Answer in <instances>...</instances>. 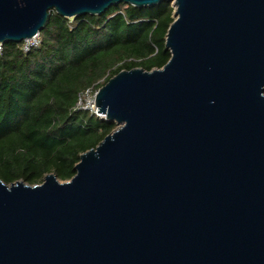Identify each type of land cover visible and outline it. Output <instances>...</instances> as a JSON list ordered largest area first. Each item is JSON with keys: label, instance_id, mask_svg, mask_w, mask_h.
I'll return each instance as SVG.
<instances>
[{"label": "water", "instance_id": "water-1", "mask_svg": "<svg viewBox=\"0 0 264 264\" xmlns=\"http://www.w3.org/2000/svg\"><path fill=\"white\" fill-rule=\"evenodd\" d=\"M162 1L0 0V43ZM169 1L168 61L98 88L74 175L0 180V264H264V0Z\"/></svg>", "mask_w": 264, "mask_h": 264}, {"label": "trees", "instance_id": "trees-1", "mask_svg": "<svg viewBox=\"0 0 264 264\" xmlns=\"http://www.w3.org/2000/svg\"><path fill=\"white\" fill-rule=\"evenodd\" d=\"M171 1L135 7L119 3L99 15L66 18L50 11L40 43L0 51V180L40 184L74 175L80 153L94 148L116 124L77 107L120 70L161 68L173 21Z\"/></svg>", "mask_w": 264, "mask_h": 264}, {"label": "built area", "instance_id": "built-area-1", "mask_svg": "<svg viewBox=\"0 0 264 264\" xmlns=\"http://www.w3.org/2000/svg\"><path fill=\"white\" fill-rule=\"evenodd\" d=\"M40 43V38H39V33L35 34L33 37L29 39H24L22 41V50L24 52H27L31 47H36ZM1 43H0V51H1ZM92 90L87 89L85 90L82 94L79 95V100L77 102V107L80 109H85V110H90L93 114L97 115L100 117L99 113L97 112V108L94 105V98L97 93V91H93V99L90 101V104L88 106V103H83L82 101V96L84 94L90 93Z\"/></svg>", "mask_w": 264, "mask_h": 264}, {"label": "rangeland", "instance_id": "rangeland-1", "mask_svg": "<svg viewBox=\"0 0 264 264\" xmlns=\"http://www.w3.org/2000/svg\"><path fill=\"white\" fill-rule=\"evenodd\" d=\"M93 99V91H91L90 93H88V94H84L83 96H82V102L83 103H88V106H89V104H90V101Z\"/></svg>", "mask_w": 264, "mask_h": 264}, {"label": "bare ground", "instance_id": "bare-ground-1", "mask_svg": "<svg viewBox=\"0 0 264 264\" xmlns=\"http://www.w3.org/2000/svg\"><path fill=\"white\" fill-rule=\"evenodd\" d=\"M33 36H34V35H33ZM33 36H32V37H33ZM30 38H31V37H30ZM26 39H29V38H26Z\"/></svg>", "mask_w": 264, "mask_h": 264}]
</instances>
